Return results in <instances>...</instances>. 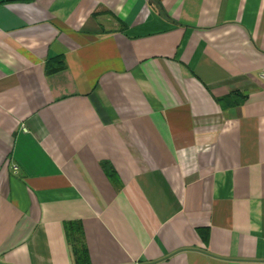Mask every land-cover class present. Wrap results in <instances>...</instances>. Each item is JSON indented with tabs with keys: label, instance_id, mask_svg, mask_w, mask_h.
Instances as JSON below:
<instances>
[{
	"label": "crops",
	"instance_id": "0c3cea01",
	"mask_svg": "<svg viewBox=\"0 0 264 264\" xmlns=\"http://www.w3.org/2000/svg\"><path fill=\"white\" fill-rule=\"evenodd\" d=\"M263 73L264 0H0V264H264Z\"/></svg>",
	"mask_w": 264,
	"mask_h": 264
},
{
	"label": "trees",
	"instance_id": "16d2710c",
	"mask_svg": "<svg viewBox=\"0 0 264 264\" xmlns=\"http://www.w3.org/2000/svg\"><path fill=\"white\" fill-rule=\"evenodd\" d=\"M74 226V224H72ZM74 228H76L75 230H78L77 228V225L75 224ZM74 232V231H73ZM77 232V231H75ZM76 233L72 234L71 233V236L70 239H69V242H70V245H71V252L73 253V256L75 258V262L76 264H87V253H86V249L83 247H81V245H78L77 240V236H75Z\"/></svg>",
	"mask_w": 264,
	"mask_h": 264
},
{
	"label": "built area",
	"instance_id": "2783aa9c",
	"mask_svg": "<svg viewBox=\"0 0 264 264\" xmlns=\"http://www.w3.org/2000/svg\"><path fill=\"white\" fill-rule=\"evenodd\" d=\"M261 77L264 79V73L261 75Z\"/></svg>",
	"mask_w": 264,
	"mask_h": 264
}]
</instances>
